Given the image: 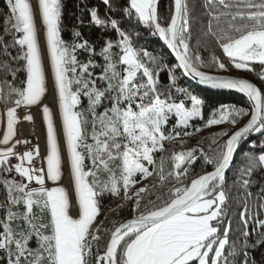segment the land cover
Returning a JSON list of instances; mask_svg holds the SVG:
<instances>
[{
  "label": "snow or ice",
  "instance_id": "obj_1",
  "mask_svg": "<svg viewBox=\"0 0 264 264\" xmlns=\"http://www.w3.org/2000/svg\"><path fill=\"white\" fill-rule=\"evenodd\" d=\"M4 2V33L12 40L9 44L0 36V54L23 64L13 68L0 61L4 102L0 123L6 125L0 132V181L6 189L0 203L5 213L0 217L3 264H237V257L240 264H256L249 249L264 246V232L249 243V228L264 229V218L252 209L249 198L254 194L249 188L252 174L264 168V140L249 144L251 151L243 153L245 160L238 168L234 186L243 189L242 199L237 198L241 230L231 240L232 222L225 225V186L226 170L241 142L252 133L264 136V90L246 78L200 70L207 66L228 72L229 66L215 55L212 64L205 65L199 53L192 54L188 0H174V12L164 23L159 0H128L123 8L129 19L135 18L172 51L179 63L171 67L136 43L140 32L122 29L117 19L100 18L95 7L89 9L90 22L117 34L99 51L78 30L70 42L62 38L61 0ZM102 3L113 9L114 0ZM203 7L208 17L204 35L216 40L235 70L254 72L258 63V78L264 81V0H204ZM10 48H18L17 55L12 56ZM81 51L87 53L85 60L78 58ZM176 67L201 85L243 94L252 102L250 114L244 107L220 104L205 119V100L178 86ZM165 69L171 84L161 88L159 77ZM19 72L25 78L17 85ZM49 77L58 113L43 102ZM82 98L87 99L86 108ZM33 106L46 125L43 156L39 144L28 147L29 139L17 138V110ZM249 115L231 135L227 130L218 133L227 139L223 143L213 139L208 152L199 146L173 150L157 162L156 153L169 151L166 142L179 141L182 147L186 143L182 137L192 135L188 129L201 131L193 121L202 120L205 127L224 123L236 127ZM23 120L34 122V117L27 114ZM17 146L25 150L18 152ZM198 159L213 170L193 172L191 166ZM65 165L74 193L60 186ZM149 184L159 191L153 193ZM106 194L129 202L130 218L110 221L111 226L97 222ZM146 194H155L156 199H147ZM254 198L264 209V187ZM124 206L110 211L119 214ZM33 239L35 248L30 246Z\"/></svg>",
  "mask_w": 264,
  "mask_h": 264
},
{
  "label": "trees",
  "instance_id": "obj_2",
  "mask_svg": "<svg viewBox=\"0 0 264 264\" xmlns=\"http://www.w3.org/2000/svg\"><path fill=\"white\" fill-rule=\"evenodd\" d=\"M204 0H188L189 9H190V24H191V36L189 39L190 49L193 55L199 53L202 58V62L205 65L212 64V57L215 55L220 58L222 62L229 66L228 72H222L215 67H203L200 70L205 71L210 74H240L243 78L248 79L250 82L256 84L262 90H264V81L258 78V73L260 70V65L257 63L254 65L256 71L254 72H247L243 70H235L229 64L228 58L223 54L222 49L219 48L216 40L211 36H205L204 33L207 31V21L208 17L206 15V9L203 7ZM62 4V32L61 36L65 41L72 40V33L74 30H78L82 33L84 39L88 40L91 44H93L97 51H99L100 47L103 46L104 42L108 39L115 40L117 39V34L114 30L109 28H102L94 25L90 22V13L89 9L95 7L98 9V15L102 19H106L108 17L117 19L120 22V26L124 30H132L140 32V38L136 41V43L147 49L149 52L153 53L158 57L163 58V62L169 65L170 67L174 64V61L168 55L164 47L159 43L155 36L150 34V31L145 28L143 25L139 24L135 18L129 19L123 12V8L127 6L128 0H114V6L112 10H109L107 6L102 3V0H61ZM222 11H226L221 8ZM159 14L161 16V22L164 23L170 16L171 12H173V3L172 0H161L158 8ZM7 13V7L4 0H0V36L4 38L6 43L11 44L12 37L4 33V21L6 19L5 14ZM80 21H83L81 23ZM221 24H224V21H221ZM2 48V45H0ZM9 52L12 56L17 55L18 48H10ZM78 58L81 60H85L87 58V53L80 52L78 54ZM99 61V57H97ZM0 61L8 62L13 68L20 67L23 64V61L15 62L11 60L10 56L0 54ZM99 72V69L96 70ZM175 75L177 77V84L178 86L184 87L189 89L193 94H197L199 97L205 100V105L203 108L205 119L208 118L209 113L211 110L220 104H228V105H235L237 107H244L249 111L250 108L247 102L236 95L227 94V93H212L204 90H200L194 88L188 82H186L180 75V73L175 68ZM25 78V74L23 72L17 73V80L15 83L18 85L20 80ZM3 79V76H0V80ZM9 81H12V77L9 74L7 76ZM160 86L163 88L165 85H170L171 82L168 79V72L167 69L160 73ZM174 91V89H173ZM0 104L4 108V102L0 99ZM82 107H87V99L82 98ZM249 116H245L242 118L240 123L237 125L239 126L241 123L245 122ZM193 124L199 126L201 128L200 132H195L194 129H188L189 132L192 133L190 137H182L186 143L181 147L179 141H171L166 142V148L169 151H165L164 153H156L157 162H159V157L161 155L169 156L171 151H182L192 147H201L204 149L205 152H208L209 145H212L213 139H218L219 143H223L224 140L227 139L226 136L217 137L218 133H221L225 130L228 131L229 135L233 132L235 127H232L229 123H224L221 125H214L211 127H205L204 121L202 120H195L192 122ZM264 140V136H261L258 133H252L245 141H242L238 147L237 153L235 155V160L232 168L226 174V191L228 196L227 201V212L228 215L225 217V225L227 221H231V229L230 232V240L235 239L236 236L239 234L241 230V225L239 223L238 212L241 209V205L238 203L237 198L243 197V189L234 186V182L238 179V168L242 165L245 160L243 153L245 151H251L249 148V144L253 141L257 142V144ZM214 147V145H213ZM258 153L259 148L255 149ZM16 161L13 160V163ZM191 170L195 173H203L204 171H212V165H205L202 159H198L196 162L193 163L191 166ZM3 176H7L8 178H12L15 176L16 179H20L15 173L8 174L3 173ZM253 183L249 188V191L254 194H258L260 188L264 187V168L257 169L251 177ZM144 183H149L145 181ZM170 186V185H169ZM150 190L153 193L159 191V188L151 189V184H149ZM6 197V189L0 181V201L4 202ZM249 198V203L254 211H259L261 213L262 218H264V209L258 208V204L261 201H258L255 198ZM147 199L155 200V194L148 195L146 194ZM102 204V213L98 217L97 222L100 220H104L105 224L111 226L109 224L110 221L117 220L123 221L131 216V204L129 202H125L122 198H116L106 194L104 198L101 200ZM124 204L123 209H118V213L116 214L111 209H116L117 205ZM16 210V209H14ZM4 210H0V217L4 215ZM107 217V219H105ZM250 236H249V243H255L258 239V233L264 232V229H257L256 232H252L251 227L249 228ZM107 239V237H105ZM103 243V241H102ZM30 246L35 248L36 242L33 239L30 242ZM251 256L255 259L256 264H264V246L257 247L255 249H249ZM225 254L227 255V246L225 250ZM231 261L232 258L229 257ZM237 264H240V257L236 258ZM3 264V261L0 263Z\"/></svg>",
  "mask_w": 264,
  "mask_h": 264
},
{
  "label": "rangeland",
  "instance_id": "obj_3",
  "mask_svg": "<svg viewBox=\"0 0 264 264\" xmlns=\"http://www.w3.org/2000/svg\"><path fill=\"white\" fill-rule=\"evenodd\" d=\"M35 2H36V0H34V4H35ZM37 24H38V27H39L40 32L42 33V32H43V27H42V24H41V22H40L38 16H37ZM45 59H46V63H47V65H48L49 62H48L47 58H45ZM235 75H239V77H242L240 74H235ZM242 78H243V77H242ZM47 87H48V92L46 93V95H45V97H44V99H43V102H44L45 104H48V105L50 106L51 110H53V113H58V101H57V99L54 98V95H53V98H54V107L51 105L50 102H47L48 97H49V95H50V87H51V90H52V82H51L50 77H49V79H48V81H47ZM52 94H53V92H52ZM33 110H36L37 113H38V117H39L40 124H41V138H42V143H43L44 150H45V147H46V125H45V123H44V121H43V118H42V114H41V112L37 110V107H36V106H33V107H31V108L29 109V111H31V112H32ZM3 112H4V108L2 107V108H0V113H3ZM5 119H6V118H5ZM55 121H56L57 126L60 127V126H61V122H60V118H59L58 114L55 116ZM19 124H20V123H19ZM19 124H18V125H19ZM5 126H6V125H5L4 123H0V132H2V130H3V128H4ZM237 127H238V126H236V127L234 128V130H235ZM234 130H233V131H234ZM29 133H31V130L29 131ZM61 139H62V143H63V147H62V149H63V148H64V141H63V137H62V136H61ZM65 179L68 180V181L70 182L69 185H66V184H65ZM48 183H49V185H51V182H48ZM60 186H64V187H66V188L68 189V191H69L70 193H74V183H73L72 180H71V177H70V175H69V168H68L66 165H65L64 168H63V175H62V180L60 181ZM73 198H74V197H73ZM73 215H75V214H73Z\"/></svg>",
  "mask_w": 264,
  "mask_h": 264
},
{
  "label": "built area",
  "instance_id": "obj_4",
  "mask_svg": "<svg viewBox=\"0 0 264 264\" xmlns=\"http://www.w3.org/2000/svg\"><path fill=\"white\" fill-rule=\"evenodd\" d=\"M1 108V107H0ZM38 110V109H37ZM18 117L20 118V124L18 125L19 129V136L17 138L20 139H29L31 141V144L28 145V147H31L32 145L39 144L41 155L43 156L45 154L44 146L42 143L41 138V125L38 117V113L36 110H33L32 112L29 111V109L26 108H19L17 110ZM27 114H31L34 117V122H28L23 120V117ZM31 130V133L29 131ZM24 149V146H17L16 151L22 152ZM66 181V179H65ZM34 186V184H29V187ZM2 203V201H0ZM3 261V254L0 253V263Z\"/></svg>",
  "mask_w": 264,
  "mask_h": 264
},
{
  "label": "water",
  "instance_id": "obj_5",
  "mask_svg": "<svg viewBox=\"0 0 264 264\" xmlns=\"http://www.w3.org/2000/svg\"><path fill=\"white\" fill-rule=\"evenodd\" d=\"M160 2H161V0H159V4H160ZM32 3L34 4L33 1H32ZM172 3H173V12H174V0H172ZM159 4H158V8H159ZM155 37H156V39L159 41V43L164 47V49L166 50V52L168 53V55L171 57V59L174 61V64H175V65H178L179 62L175 59V55L172 53V51L167 47V45L164 44V42H163L158 36H155ZM45 64H46V66H47L46 61H45ZM176 70L180 73L181 77H182L186 82H188L190 85H192L194 88H197V89H200V90H204V91H208V92H212V93H227V94H233V95H236V96H238V97L243 98V99L247 102V104H248V106H249V108H250V112H251V103H252V102L249 101V100L247 99V97H245L243 94H240V93L236 92L235 90L212 89V88H211L210 86H208V85H201V84L199 83L198 79H192L191 76L182 75L183 70L180 69L179 67H176ZM221 75H225V74H221ZM227 76H231V77H234V78H242V77H239L238 75H235V74H231V75H227ZM47 102H49V101L47 100ZM249 118H250V115H249L248 119H249ZM246 121H247V120H246ZM246 121H245V122H246ZM245 122H243V123H245ZM243 123H241L239 126H241ZM239 126H238V127H239ZM238 127H237V128H238ZM237 128H236V129H237ZM236 129H235L234 131H236ZM234 131H233V132H234ZM60 141H61V139H60ZM61 145H62V143H61ZM62 147H63V146H62ZM237 150H238V149H237ZM236 153H237V151L234 153L233 161H232V163H231L229 169L226 170V174L228 173V171L232 168V166H233V164H234V160H235V155H236Z\"/></svg>",
  "mask_w": 264,
  "mask_h": 264
},
{
  "label": "bare ground",
  "instance_id": "obj_6",
  "mask_svg": "<svg viewBox=\"0 0 264 264\" xmlns=\"http://www.w3.org/2000/svg\"><path fill=\"white\" fill-rule=\"evenodd\" d=\"M34 1V0H33ZM46 61V59H45ZM48 101L51 103V105L54 107V98H53V94H52V90H51V87H50V95L48 97ZM65 184L66 185H69L70 182L68 180L65 181ZM73 214H75V211H73Z\"/></svg>",
  "mask_w": 264,
  "mask_h": 264
}]
</instances>
